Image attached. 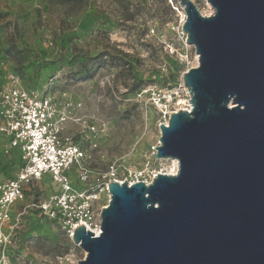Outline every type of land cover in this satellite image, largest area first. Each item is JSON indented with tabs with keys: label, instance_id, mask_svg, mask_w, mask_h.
<instances>
[{
	"label": "water",
	"instance_id": "1",
	"mask_svg": "<svg viewBox=\"0 0 264 264\" xmlns=\"http://www.w3.org/2000/svg\"><path fill=\"white\" fill-rule=\"evenodd\" d=\"M176 2L199 64L154 149L178 171L110 182L101 233L73 234L78 264H264V0Z\"/></svg>",
	"mask_w": 264,
	"mask_h": 264
},
{
	"label": "rangeland",
	"instance_id": "2",
	"mask_svg": "<svg viewBox=\"0 0 264 264\" xmlns=\"http://www.w3.org/2000/svg\"><path fill=\"white\" fill-rule=\"evenodd\" d=\"M191 1L202 15L213 13L206 0ZM182 14L176 0H0V91L16 81L27 92H65L79 103L78 115L99 129L97 136L82 137L74 125L68 128L85 154L81 167L89 176L87 186L68 172L73 189L97 186L110 167L114 177L106 181L130 184L151 182L168 166L153 155L159 124L163 113L179 108L177 100L189 99L182 75L195 68ZM169 96L174 101L166 107ZM9 140L0 136V183L14 178L22 165L18 149L6 153ZM36 185L28 188L23 204L58 191L47 176ZM98 198L96 219L108 204L105 193ZM10 227L8 242L0 245V264H78L86 256L34 208Z\"/></svg>",
	"mask_w": 264,
	"mask_h": 264
},
{
	"label": "built area",
	"instance_id": "3",
	"mask_svg": "<svg viewBox=\"0 0 264 264\" xmlns=\"http://www.w3.org/2000/svg\"><path fill=\"white\" fill-rule=\"evenodd\" d=\"M79 109V103L65 92L58 96L27 92L16 81L0 91V136L10 139L5 146L6 153L10 149H18L22 162L14 178L0 183V245L7 243L11 236L10 224L31 208L40 217L56 223L70 241L79 226L94 236L96 231H100V215L95 218L93 202L102 193L108 195L109 202L108 184L115 179H105L114 177V168L110 167L109 172L100 175L96 179L97 186L93 188L78 191L71 187L68 172H74L77 180L87 186L89 176L87 168L81 167L85 154L73 142L69 126L74 125L76 134L82 137L100 134L92 121L78 115ZM169 115L163 113V124L166 125ZM97 140L91 141L92 149L98 147ZM45 176L51 178L58 191L50 195L44 193V198L37 203L23 204L31 192L28 188H35ZM16 204L22 206L12 217L10 212ZM3 227L7 230L3 231Z\"/></svg>",
	"mask_w": 264,
	"mask_h": 264
},
{
	"label": "bare ground",
	"instance_id": "4",
	"mask_svg": "<svg viewBox=\"0 0 264 264\" xmlns=\"http://www.w3.org/2000/svg\"><path fill=\"white\" fill-rule=\"evenodd\" d=\"M203 15H204V14H203ZM209 15H211V11H210L209 14L207 13L206 16H209ZM185 19H186L185 14H184V15L182 14V15H181L182 23L185 22ZM198 64H199V57H198L197 55H195L194 62H193V67H197ZM165 100H166V102H165L166 107L174 101V99H173L171 96H169V97H165ZM177 101H178V103H177L176 106H178L179 108H178L175 112H177V111H179V110H186V111H190V110H191V105L189 104L188 100L183 101V99H182L181 101H180V100H177ZM172 113H173V112H172ZM167 121H168V120L165 121L166 124H167ZM167 161H168V162H167V163H168V166H166L164 170H161L160 172H156V173L151 177V180H152L154 177H156V175H157L158 173H161V174L164 173V174H166V175H175V174L177 173V171H178V163H177V161H169V160H167ZM162 164H163V162H162ZM115 182H117V183H119V184H122V182H121V181H118V180H115ZM144 183H146V184L148 185L150 182L146 181V182H144ZM132 184H134V183H130L129 185H132ZM106 206H107V204H106ZM106 206H105V207H106ZM99 234H100V231H99V230L95 232V235H96V236H98Z\"/></svg>",
	"mask_w": 264,
	"mask_h": 264
}]
</instances>
